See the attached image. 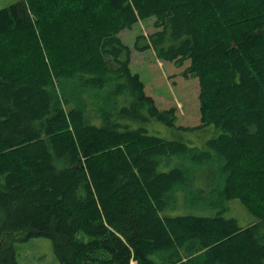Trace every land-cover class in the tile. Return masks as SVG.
I'll return each mask as SVG.
<instances>
[{"label":"trees","instance_id":"trees-1","mask_svg":"<svg viewBox=\"0 0 264 264\" xmlns=\"http://www.w3.org/2000/svg\"><path fill=\"white\" fill-rule=\"evenodd\" d=\"M149 19L133 49L188 62L198 125L131 71L119 34ZM35 237L59 264H264V0L0 9V264Z\"/></svg>","mask_w":264,"mask_h":264},{"label":"rangeland","instance_id":"rangeland-1","mask_svg":"<svg viewBox=\"0 0 264 264\" xmlns=\"http://www.w3.org/2000/svg\"><path fill=\"white\" fill-rule=\"evenodd\" d=\"M19 0H0V9ZM153 31L152 19L134 25L131 30L122 31L119 36L124 44L132 50L131 71L137 73L145 86V93L154 98L159 109L176 108V123L180 126H195L199 124V85L195 78L182 77L188 62L180 68L172 63L162 62L155 58L152 50L143 53L133 49L135 37L139 34L148 35ZM161 128H163L161 126ZM162 136L169 137L168 131ZM244 225L251 216L238 204L226 214ZM21 238V235L19 236ZM17 264H59L52 241L44 237L16 240L13 242ZM134 264V263H132Z\"/></svg>","mask_w":264,"mask_h":264},{"label":"crops","instance_id":"crops-1","mask_svg":"<svg viewBox=\"0 0 264 264\" xmlns=\"http://www.w3.org/2000/svg\"><path fill=\"white\" fill-rule=\"evenodd\" d=\"M133 56V55H132ZM132 56H131V62H132Z\"/></svg>","mask_w":264,"mask_h":264}]
</instances>
